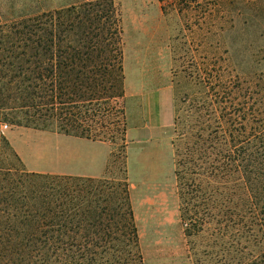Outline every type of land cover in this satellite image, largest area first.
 I'll list each match as a JSON object with an SVG mask.
<instances>
[{
  "label": "trees",
  "instance_id": "obj_1",
  "mask_svg": "<svg viewBox=\"0 0 264 264\" xmlns=\"http://www.w3.org/2000/svg\"><path fill=\"white\" fill-rule=\"evenodd\" d=\"M122 44L114 0L0 15L4 121L106 141L88 120L123 96ZM214 73L193 82L197 91L183 94L173 120L184 233L205 226L203 192L236 177L245 192L236 215L252 216L264 237V79L254 75L244 92L239 79ZM8 156L18 161L0 150V264H143L125 178L31 172L8 165ZM249 256L237 264H264V246Z\"/></svg>",
  "mask_w": 264,
  "mask_h": 264
},
{
  "label": "rangeland",
  "instance_id": "obj_2",
  "mask_svg": "<svg viewBox=\"0 0 264 264\" xmlns=\"http://www.w3.org/2000/svg\"><path fill=\"white\" fill-rule=\"evenodd\" d=\"M79 1L0 0V15ZM114 1L122 31L124 93L88 124L109 146L104 175L125 178L130 189L143 264H237L264 246L252 216L236 215L235 203L245 192L237 189L236 177H229L228 188L204 191L210 215L203 228L187 236L174 176L173 120L180 98L197 91L193 82L207 73L239 79L244 92L254 75L264 79L259 70L264 66V0ZM157 125L164 129L152 131ZM1 126L0 150L18 157H7L10 166L55 174L83 164L79 155L70 157L77 142L64 134L12 125L0 113Z\"/></svg>",
  "mask_w": 264,
  "mask_h": 264
},
{
  "label": "crops",
  "instance_id": "obj_3",
  "mask_svg": "<svg viewBox=\"0 0 264 264\" xmlns=\"http://www.w3.org/2000/svg\"><path fill=\"white\" fill-rule=\"evenodd\" d=\"M164 128L160 125L151 127L152 131H162ZM68 138H72L77 145L70 150V157L77 158L79 155L83 164L77 166L73 171L70 172H53L60 175H73L81 177H92L98 178L104 175L109 156L110 150L107 143L103 141H93L91 139L63 135ZM149 140V139H148ZM130 192V189H129ZM133 209L134 219L137 224V219L135 216V209Z\"/></svg>",
  "mask_w": 264,
  "mask_h": 264
},
{
  "label": "built area",
  "instance_id": "obj_4",
  "mask_svg": "<svg viewBox=\"0 0 264 264\" xmlns=\"http://www.w3.org/2000/svg\"><path fill=\"white\" fill-rule=\"evenodd\" d=\"M3 130H4V129H3V127L1 126V127H0V132L3 133Z\"/></svg>",
  "mask_w": 264,
  "mask_h": 264
}]
</instances>
